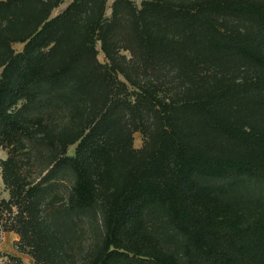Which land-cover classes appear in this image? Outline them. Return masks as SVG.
Segmentation results:
<instances>
[{"label": "rangeland", "instance_id": "374dc122", "mask_svg": "<svg viewBox=\"0 0 264 264\" xmlns=\"http://www.w3.org/2000/svg\"><path fill=\"white\" fill-rule=\"evenodd\" d=\"M7 1L0 0V3ZM198 1L201 0L174 3L180 6ZM251 1L264 4V0ZM143 2L14 0L12 5L17 6L16 10L0 12V40L6 42L12 56L30 57L43 72L49 71L53 79L79 81L87 93L86 104L73 114L66 128L39 127L33 132L54 144L61 157H74L77 148L84 150L88 146H98L105 155L104 161L86 173L94 183L93 202L99 207L96 213L84 218L85 224L72 236L74 259L71 263L38 207L30 205L28 199L7 205L10 188L5 183L4 165L10 144L0 140V264H89L96 252L104 251L107 245L111 250L112 245L105 239L104 219L114 206L124 198L143 193L144 189L154 191L170 185L163 177L151 175L149 164L161 146L160 137L171 130L175 140H180L202 160L204 170L208 166L213 172L246 163L264 164V108L261 105L264 67L245 66L233 57L219 61L215 68L211 65V71L184 82L185 70H194L179 61L182 24L177 21L180 19H170V24L165 25L164 8L154 6L156 20L154 16L151 18V11L140 12ZM170 15L177 17V13L170 12ZM143 22L147 27H154L156 39L173 36L176 51L173 57L165 53L153 54L148 59L142 57L139 49L145 50V42L138 39L137 27ZM224 24L237 35L243 34L264 56V25L258 19L235 20L226 15ZM6 63L5 58L0 59V74ZM211 72L215 73L201 75ZM169 101L177 111L168 123L159 120L154 112L161 114ZM200 107L216 112L219 118L236 126L245 142L240 143L235 137L227 139L202 123L209 131L197 132L195 127L200 121L192 111ZM17 108L13 105L8 114L12 116ZM39 164L37 161L28 168L32 179L38 177ZM143 179L147 181L141 184ZM71 189L70 180L61 184L57 205L66 203ZM163 195L169 202L167 191ZM195 197L196 210L211 233H227L233 240L249 226L241 214L228 206L217 205L208 194L195 193ZM107 222L111 226L110 219ZM171 248L167 246L153 257L167 264H185L182 256L169 259Z\"/></svg>", "mask_w": 264, "mask_h": 264}, {"label": "trees", "instance_id": "16d2710c", "mask_svg": "<svg viewBox=\"0 0 264 264\" xmlns=\"http://www.w3.org/2000/svg\"><path fill=\"white\" fill-rule=\"evenodd\" d=\"M13 1L1 2L0 12L16 10ZM175 1L144 0L140 12L151 11L152 18L154 6L161 5L160 9L166 11L165 25L170 24V19H180L177 21L182 24L179 61L194 70H185L184 82L211 71V65L215 68L219 61L233 57L245 66L264 67L260 48L224 24V16L228 15L235 20L254 17L264 25V4L251 0H201L175 6ZM170 12L177 13V17ZM137 28L138 39L145 42V50L139 49L142 57L148 59L161 53L167 57L175 55L173 36L156 39L154 27H147L144 22ZM3 58L7 63L0 74V140L10 144L4 165L5 183L10 188L7 205L28 199L30 205L38 207L67 260L73 263L72 236L83 227L84 218L96 213L99 207L93 202L94 183L86 173L104 161V150L88 146L84 150L77 148L74 157H61L54 144L33 131L39 127L66 128L73 114L86 104L87 93L79 81L53 79L49 71L43 72L30 57L12 56L9 46L0 40V59ZM13 105L18 108L11 116L8 111ZM261 105L264 108V96ZM163 110L161 114L155 111L154 115L171 122L170 116H176L177 109L169 101ZM192 112L200 121L195 127L197 132L209 131L204 126L208 125L227 139L235 137L238 142H245L244 136L238 134L239 129L219 118L216 112L204 111L203 107ZM173 133L171 130L160 137L161 146L149 164L151 175L163 177L170 185L154 191L144 189L143 193L119 201L104 219L105 239L112 249L107 245L104 251L96 252L89 264H167L153 257L167 246H173L169 259L182 256L185 264H264V164L246 163L213 172L208 166L204 170L202 160L180 140H175ZM37 161H40L38 177L32 179L28 168ZM66 180L72 182L71 192L66 203L57 205L61 199L57 192ZM146 181L141 180V184ZM164 190L169 202L164 198ZM195 193H206L217 205L234 209L249 226L233 240L227 233H211L196 210Z\"/></svg>", "mask_w": 264, "mask_h": 264}]
</instances>
